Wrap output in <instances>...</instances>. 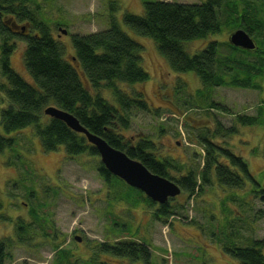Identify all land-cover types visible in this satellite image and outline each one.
<instances>
[{"label":"rangeland","instance_id":"1","mask_svg":"<svg viewBox=\"0 0 264 264\" xmlns=\"http://www.w3.org/2000/svg\"><path fill=\"white\" fill-rule=\"evenodd\" d=\"M152 1L157 0H32L30 8L37 11L38 17L51 27L53 37L63 42L70 53L71 35L105 30L111 18L141 44L142 67L148 73V80L133 88L144 95L150 111H134L130 128L121 133L126 139L142 135L152 140L156 154L173 160L177 169L169 171L171 178L192 172L200 182L203 139L240 156L256 178L261 176L264 107L260 106H264V79L254 75L251 85L244 84L242 88L227 85L232 75L246 80L238 68L225 77L226 81L229 78L227 87L206 90L193 73H174L152 40L137 37L123 24L125 13L143 15V4ZM247 3L246 17L250 13L252 21L264 25V2ZM244 24L251 28L248 19L244 23L240 20L237 25ZM235 29L221 23L219 33L186 42L184 49L193 55L208 43L216 42L220 58H245L254 62L261 56L264 60V31L254 33L251 39L255 48L245 50V56L228 45ZM12 43L15 47L9 57L10 66L29 82L22 60L25 45L20 41ZM3 83L5 79L0 77V86ZM200 90L203 98L198 93ZM101 95L111 100L107 91ZM3 96L0 92V111L6 108ZM212 103L225 108L227 113L212 109L209 106ZM239 115L258 117L259 123L241 125ZM49 119L45 116L43 125ZM232 127L234 134L230 135L227 130ZM0 136L11 138L14 148L0 152V242L6 245L4 264H238L224 251L226 245L247 247L246 244L255 240H264V200L250 194L248 184L241 190H229L212 178L211 185L197 195L190 197L180 192L171 198L169 206L173 215L158 220L155 218L158 204L151 206L142 202L143 199L135 202L133 197L123 196L128 191L123 181L124 184L117 181L106 184L98 171L101 164L98 155L69 157L62 147L44 152L32 128L9 135L0 127ZM127 243L147 246L148 261L96 253L100 244ZM60 252L66 254L63 262Z\"/></svg>","mask_w":264,"mask_h":264},{"label":"trees","instance_id":"2","mask_svg":"<svg viewBox=\"0 0 264 264\" xmlns=\"http://www.w3.org/2000/svg\"><path fill=\"white\" fill-rule=\"evenodd\" d=\"M252 1L264 2H145L143 15L125 13L123 24L137 37L152 40L159 55L174 73H193L206 90L227 85L242 88L244 84H252L254 75L264 79V60L260 52L257 53L261 58L256 56V61L249 62L245 58L233 60L230 57H218L216 42L208 43L193 55L185 51L184 44L219 33L221 23L228 27L235 26V30L241 29L253 38L255 32L264 31V25H260V21H252L250 13L249 17L244 14L249 8L247 2ZM32 3V0H0V77L5 79L0 92L4 95L3 103L6 104V108L0 111V127L5 134L32 128L44 152H53L62 147L69 157L82 154L97 156L95 148L87 142L85 136L71 131L63 122L49 119L43 125L44 109L54 106L72 114L88 132L102 138L129 158L139 161L152 174L174 181L180 192L190 197L210 186L211 179L214 178L216 183L229 190H241L248 184L249 193L264 200V173L256 178L244 159L205 139L201 141L204 159L200 182L192 172L177 179L171 178L169 171L177 168L173 160L155 153L152 140L142 135L137 139H126L121 133L130 128L134 111H150L144 95L133 88L148 80V73L142 67L141 44L128 36L115 18H111L109 27L105 30L71 35L70 45L68 43L70 53L63 42L53 37L51 27L38 17L37 11L30 8ZM245 19H248L252 29L247 28L246 24L237 25L240 20L244 23ZM12 41H20L25 45L22 60L29 82L22 79L10 66L9 57L15 47ZM228 45L233 51L243 52L246 56L245 50ZM229 64L234 65V68ZM238 68L243 70L240 73L246 76V80L238 78L236 74L231 76V82L227 84L229 78L226 81L225 77L230 76L231 70ZM102 91L109 93L110 101L102 97ZM198 93L203 98V91ZM209 106L227 113L219 105L212 103ZM260 107L263 109L264 106ZM237 119L239 124L246 126L259 123V118L253 116L239 115ZM227 133L234 134V128L228 129ZM12 148L13 140L0 136V152ZM98 171L106 184L122 182L110 175L102 164ZM127 188L128 191L123 196L133 197L135 202L143 199L142 202L151 206L157 204L141 192L128 186ZM170 200L172 199L162 205L158 204L156 219L173 215ZM246 245L249 246L226 245L224 251L236 259L238 264H264V240H255ZM5 246L0 242V264H4L6 258ZM96 253L131 261L141 259L144 262L150 256L149 249L142 243L100 244ZM59 255L63 262L66 254L60 252Z\"/></svg>","mask_w":264,"mask_h":264},{"label":"water","instance_id":"3","mask_svg":"<svg viewBox=\"0 0 264 264\" xmlns=\"http://www.w3.org/2000/svg\"><path fill=\"white\" fill-rule=\"evenodd\" d=\"M62 33L66 32L62 30ZM229 44L242 50H254L255 48L252 39L241 29L230 35ZM43 114L63 122L71 131L83 134L87 142L95 148L101 164L110 175L141 192L153 203L162 205L180 194V188L176 183L152 174L139 161L129 158L124 152L111 147L102 138L88 132L72 114L54 106L45 108ZM76 240L79 242L80 238Z\"/></svg>","mask_w":264,"mask_h":264},{"label":"crops","instance_id":"4","mask_svg":"<svg viewBox=\"0 0 264 264\" xmlns=\"http://www.w3.org/2000/svg\"><path fill=\"white\" fill-rule=\"evenodd\" d=\"M51 119V118H50Z\"/></svg>","mask_w":264,"mask_h":264},{"label":"flooded vegetation","instance_id":"5","mask_svg":"<svg viewBox=\"0 0 264 264\" xmlns=\"http://www.w3.org/2000/svg\"><path fill=\"white\" fill-rule=\"evenodd\" d=\"M136 244V243H135Z\"/></svg>","mask_w":264,"mask_h":264}]
</instances>
